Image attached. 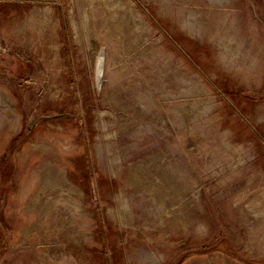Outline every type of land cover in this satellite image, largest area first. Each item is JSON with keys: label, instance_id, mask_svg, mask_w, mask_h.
I'll list each match as a JSON object with an SVG mask.
<instances>
[{"label": "rangeland", "instance_id": "rangeland-1", "mask_svg": "<svg viewBox=\"0 0 264 264\" xmlns=\"http://www.w3.org/2000/svg\"><path fill=\"white\" fill-rule=\"evenodd\" d=\"M0 264H264V0H0Z\"/></svg>", "mask_w": 264, "mask_h": 264}, {"label": "bare ground", "instance_id": "bare-ground-1", "mask_svg": "<svg viewBox=\"0 0 264 264\" xmlns=\"http://www.w3.org/2000/svg\"><path fill=\"white\" fill-rule=\"evenodd\" d=\"M101 67H102V63H101V61L99 62V64H98V75L100 74V72H101ZM60 176V175H59ZM60 178V177H59ZM41 213V212H40ZM55 219V218H54ZM55 221V220H54Z\"/></svg>", "mask_w": 264, "mask_h": 264}, {"label": "water", "instance_id": "water-1", "mask_svg": "<svg viewBox=\"0 0 264 264\" xmlns=\"http://www.w3.org/2000/svg\"><path fill=\"white\" fill-rule=\"evenodd\" d=\"M100 74H101V72H100Z\"/></svg>", "mask_w": 264, "mask_h": 264}]
</instances>
